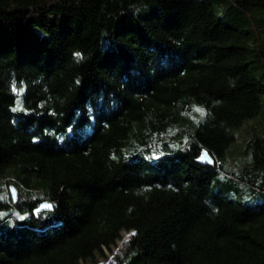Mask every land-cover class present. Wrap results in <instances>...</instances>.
I'll list each match as a JSON object with an SVG mask.
<instances>
[{
	"label": "trees",
	"instance_id": "obj_1",
	"mask_svg": "<svg viewBox=\"0 0 264 264\" xmlns=\"http://www.w3.org/2000/svg\"><path fill=\"white\" fill-rule=\"evenodd\" d=\"M0 264H264V0H0Z\"/></svg>",
	"mask_w": 264,
	"mask_h": 264
},
{
	"label": "water",
	"instance_id": "obj_2",
	"mask_svg": "<svg viewBox=\"0 0 264 264\" xmlns=\"http://www.w3.org/2000/svg\"><path fill=\"white\" fill-rule=\"evenodd\" d=\"M206 153L205 151L202 153V155L199 157L198 162H202L204 164H208V165H212L213 161L211 160L210 156H207V159H202L201 157L203 156V154ZM11 195L14 196V199H16V195H15V189L13 186H11ZM49 204L48 202H42L38 205V208L35 209V212L38 213L39 210L41 209H50V208H46L43 207L44 205ZM51 205V204H50Z\"/></svg>",
	"mask_w": 264,
	"mask_h": 264
},
{
	"label": "snow or ice",
	"instance_id": "obj_3",
	"mask_svg": "<svg viewBox=\"0 0 264 264\" xmlns=\"http://www.w3.org/2000/svg\"><path fill=\"white\" fill-rule=\"evenodd\" d=\"M198 111H199V109H198ZM207 156H208V154H207V153H204L203 156H202L201 158H202V159H207ZM43 207L51 208L52 205H50V204H46V205H44ZM130 235H134V233H132V234H130ZM126 240H127V237H125V241H126Z\"/></svg>",
	"mask_w": 264,
	"mask_h": 264
},
{
	"label": "rangeland",
	"instance_id": "obj_4",
	"mask_svg": "<svg viewBox=\"0 0 264 264\" xmlns=\"http://www.w3.org/2000/svg\"><path fill=\"white\" fill-rule=\"evenodd\" d=\"M241 140H242V135L240 134V137L238 138L237 142H240ZM14 189H15V195H16V199H17L21 195L19 193V190H17L15 187H14Z\"/></svg>",
	"mask_w": 264,
	"mask_h": 264
}]
</instances>
